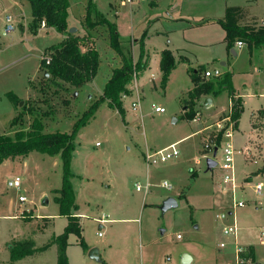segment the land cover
<instances>
[{
    "label": "rangeland",
    "instance_id": "obj_1",
    "mask_svg": "<svg viewBox=\"0 0 264 264\" xmlns=\"http://www.w3.org/2000/svg\"><path fill=\"white\" fill-rule=\"evenodd\" d=\"M18 1L22 6L16 7ZM93 1L104 17L116 26L114 22L120 23L127 34L132 30L136 13L134 36L138 42L131 50L132 39L121 34L125 37L120 39L121 52L113 49L109 28L100 24L91 28L87 23L89 0H69V31L76 29L73 34L83 37L89 47L96 48L101 59L94 81L76 91L65 83L57 88L46 82L44 70H40L50 49L63 42V35L46 24L47 29H41L44 22L36 26L33 22L38 32L29 27L27 22L31 24L34 18L28 0H0V136L14 138L20 130L31 131L33 117L30 115L25 117L23 126H12L25 104L41 109L47 116L43 118L44 132L71 133L75 124L104 95L106 84L114 70L123 67L124 58L134 62L142 59L147 65L145 71L139 72L136 80L128 84L127 97L122 95L123 114L110 108L109 101L102 103L77 133L69 170L76 205L72 213L74 217H78L76 213L84 215L79 216L81 219L78 217L84 244L76 233L68 235L70 263L182 264L187 254L192 258L189 264H237L238 247H250L255 262L247 264H264V244L260 239L264 231V187L261 194L256 193V185H264V155L259 152L264 134L260 135L262 142L257 141L251 124L252 116L264 108V96H261L264 94V46L236 47L237 57L226 48L222 61L208 64L212 70L219 69L222 76L205 78L215 81L216 93L201 102L197 108L200 118L195 121L197 102L195 100L194 105L189 98L192 82L187 64L182 62L162 86L163 73L158 59L164 52L161 49L164 45L161 33H165L162 29H166L163 20L149 21L145 14L151 8L143 0ZM229 1L230 6L239 5L258 23L264 18V0ZM221 5L222 0H216L210 7L193 9L211 14ZM22 13L26 20L20 16ZM9 14L14 17L15 31L5 35V20ZM92 21H99L95 14ZM137 80L143 93L137 87ZM221 81L225 84L220 89ZM152 84L155 87L149 88ZM42 89L46 93H41ZM10 94L23 100L19 107H15ZM136 94L142 102L141 110L135 112L132 103ZM232 94L245 98L238 128L230 114ZM207 99L213 101L210 107L205 104ZM160 104L166 109L163 114L153 109ZM190 113H194L193 119L188 118ZM229 114L235 125L234 160L241 186L238 201L245 204L234 212L239 228L238 242L234 236L224 234L225 228L234 222V217L229 215L233 201L231 194L219 190V182L226 174L222 165L228 141L222 140L217 156L205 149L208 138L218 134L216 122ZM204 124L215 126L210 134L209 131L195 134ZM259 131L264 132V122L259 123ZM175 143L180 151L177 159L148 168L147 148L158 151ZM26 158V163L17 158L0 165V264H57V249L51 242L54 236L62 235L69 224V219L60 215L56 201L65 176L62 155L34 151ZM211 159L217 163L212 170L208 166ZM16 176H20L23 183L8 188V182ZM165 182L172 188H165ZM147 183L150 185L148 194L136 190L138 184L144 187ZM44 195H48L50 201L46 208L41 207ZM21 197L26 201L21 202ZM170 198L175 199L178 206L164 212L162 207ZM218 215L228 216L219 219ZM51 219L54 220L52 228ZM102 219L108 222L102 223ZM27 239L35 241L34 254L13 260L11 252L15 243ZM47 245L50 246L43 251ZM93 249L99 252L98 260L90 257Z\"/></svg>",
    "mask_w": 264,
    "mask_h": 264
},
{
    "label": "trees",
    "instance_id": "obj_2",
    "mask_svg": "<svg viewBox=\"0 0 264 264\" xmlns=\"http://www.w3.org/2000/svg\"><path fill=\"white\" fill-rule=\"evenodd\" d=\"M31 4L34 18V25L38 22H44L48 28H54L58 33L67 35V38L53 46L50 49V55L41 62V70L44 73V80L52 83L55 87H63L64 83L68 84L76 91L83 90L88 84L94 81L100 69L101 59L99 51L94 47H89L84 42V38L73 34L69 31L68 27V8L69 0H28ZM87 23L91 28L97 24L105 25L109 28L112 48L120 51V39L118 28L115 24L111 23L103 14H101L95 2L89 0L87 5ZM242 10L239 8H229L226 17L220 21L223 29L226 31V41L229 49H233L236 42L241 41L248 45L251 49L261 48L264 46V26L254 28L250 26L240 25V15ZM96 15L99 19L98 22L92 21V15ZM90 44V43H89ZM92 45V44H90ZM47 59L49 64L47 63ZM147 65L142 59L134 62L131 58H124V65L122 68L116 69L109 82L105 86L104 95L95 102L90 112L86 113L83 117L87 116L85 120H80L75 124L74 130L71 133H46L44 132L43 118L47 117L42 110L25 104L22 111L14 118L12 122L13 127L23 126L25 117L30 115L33 117L31 124V131L26 132L24 129L20 130L16 136L10 137L7 135L0 136V165L7 160L21 159L27 157L34 151L46 153L49 155H56L61 153L64 167L65 176L62 189L58 191L59 197L56 198L57 203L60 205L61 216L69 219V224L65 232L54 237L51 245L57 248V264H70L67 256L68 235L76 233L82 244L83 238L81 235V227L78 222V217L73 216V210L76 209L75 194L71 183L72 174L70 173V163L72 160L73 152L75 150V139L78 131L88 124L89 118L91 119L95 114L97 107L108 102V106L112 109L118 110L123 114V94H128L127 86L130 84L135 75L138 77L139 72L145 71ZM163 73L162 86L168 80L171 73L177 68V62L171 51H164L162 53V60L160 64ZM192 74L195 88L190 92L189 98L192 103L196 105L195 100H198L203 95H211L216 93L215 81L201 80L199 73L189 68ZM48 73L49 78L46 79L45 74ZM225 84V81L218 83L220 89ZM41 93H46L41 90ZM15 107H19L23 102L14 94H10ZM243 111V102L240 98H235L232 94V119L235 120L238 128L239 119ZM192 112V111H191ZM194 113L188 114L189 119H193ZM222 134L218 135L220 140ZM264 172V169L262 170ZM50 245L45 246L42 250L45 251ZM35 241L27 239L15 243L14 250L11 252L13 260H22L25 257L34 254ZM241 264L247 262H255V255L252 248H243L238 255Z\"/></svg>",
    "mask_w": 264,
    "mask_h": 264
},
{
    "label": "crops",
    "instance_id": "obj_3",
    "mask_svg": "<svg viewBox=\"0 0 264 264\" xmlns=\"http://www.w3.org/2000/svg\"><path fill=\"white\" fill-rule=\"evenodd\" d=\"M143 1L147 2V5L151 8L150 11H148L145 14V17H148L149 21H152V22L163 20L162 22H164V28L166 27V29H162L165 33H161V35L164 36L163 37L164 40L161 41V44L163 43L164 45L161 47V49H162V51H171L176 62H177V68L172 72V74L177 69L180 68L179 65L182 62L187 64V73L190 75V79L192 82V87L188 91L189 94L195 88V83L193 82L192 74L189 71V68L193 69L196 73H199V70H200L202 72V73H199L200 79L206 81V79H210V78L205 77V72L208 70L212 71V69L208 67L209 66L208 64H211L215 60L222 61L226 55L225 51H226V48H228L227 47L228 46L227 41H226V35L227 34H226V31L223 29L220 21H223L225 19L227 10L229 8H239L242 10L241 15H240V25L250 26V27H254V28H260V27L264 26V18H261V20L258 23V21L255 20L253 17H251L250 15H247L245 13L244 9H242L239 5L236 4V5L230 6L229 0H222L221 8H219V10L216 13L211 12V14H210V11H207V12L195 11L193 8H195V6H203L206 8L210 7L213 4H215L216 0H143ZM247 1L249 3H251V1L256 2V0H247ZM18 4L20 6H22L21 3L18 1L15 3L16 7L18 6ZM20 16L23 18V20H26V18H25L26 16L24 15V13H22ZM115 16H116V18L118 17L117 11H116ZM134 16H133L134 20L132 23V30L129 32V34H127L123 30L120 23L114 22L117 24L118 31L120 30L119 31L120 36H121V34L129 35V39H132V40H130L133 43L131 50L136 47V43L138 42L137 38H135V36H134L136 33V30H137L136 24H135L136 23V21H135L136 13H134ZM255 18H258V17H255ZM13 20H14V17H13ZM162 22L161 23L159 22V23L162 24ZM27 23H28L29 27H32L33 29H35L36 32H38V26H37V28L35 26H33V21L31 24H30V21H28ZM26 26H27V24H26ZM26 26H25V28H26ZM21 27L24 29L23 25H21ZM40 28L41 29H47V27L43 26V25H41ZM52 29H54V28H52ZM4 34H5V32H4ZM216 34H218V38H216ZM5 35H7V34H5ZM122 37H124V36H121V38ZM170 37H171V39L169 40L168 38H170ZM63 38L65 40V38H66L65 35H63ZM127 39H125V40L127 41ZM217 41H219V42L217 43ZM237 43L238 42H236L234 45V48L230 50L231 54L235 57H237V52H236L235 48L236 47L240 48ZM245 45L246 44H244L243 47H245ZM216 47H217L218 51L216 50ZM158 60H159V64H161L162 55H161L160 59H158ZM222 65L224 66L225 64L222 63ZM196 67H200V69L196 70L195 69ZM40 70H41V68H40ZM152 78H155V76L152 75ZM137 87L139 90L141 89V88H139L140 87L139 80H137ZM152 87L154 88L155 84H152L149 88H152ZM140 91L143 93L142 89ZM141 92H139V94ZM139 94H136V95H139ZM136 95L134 96V101L136 99ZM234 95H235V98H239L238 95H236V94H234ZM261 96H264V94H262ZM209 97H210V95H203L199 99V101L196 100V102H197L196 110H198L197 108H199V105L201 104V102L205 98H209ZM240 99H242V102L244 103L245 98H240ZM212 103H213V101H211L210 104L209 103H205V104L208 105V107H210V105ZM159 106H161V104ZM229 107H230V111L232 112V98L230 100ZM186 110H189V108L186 107ZM198 112H199V110L197 111V119H195V121L199 120V118H200V114ZM231 112H230V114H231ZM230 114L228 116L222 118L219 122H216V127L219 123H222L223 120L229 118ZM261 117H264V108L261 109L257 115H253L252 119H251L253 131L257 134V141L260 139V135L262 136L264 134V132L259 131V123L264 122V118L262 119ZM239 123H240V121H239ZM203 126H204V128L197 131L195 134L200 133V132H208V131L210 134L211 130L213 129V127L215 125H209L208 126V124L207 125L204 124ZM238 126H239V124H238ZM260 141L262 142L261 139H260ZM256 142H254V143H256ZM256 144L259 146L258 143H256ZM147 149H150V148H147ZM259 152L261 153L260 155H264L263 154L264 153V144L259 147ZM26 159L27 158L25 157V158H21L20 160L25 162ZM251 160H253V159H251ZM150 167L151 166H149L148 168H150ZM16 177H18V176H16ZM236 181H237L238 187H241L238 183L237 176H236ZM10 189H13V188H10ZM228 189L229 190L227 192L230 194V188H228ZM219 190H220V192H223L222 180L219 182ZM228 193H226V194H228ZM47 196L48 195L43 196V198H42L43 204L41 207L46 208L49 206L50 201H49V198H47ZM45 199H47V201H48L46 204H44ZM75 215L78 217L79 216L84 217L83 214L76 213ZM79 218L81 219V217H79ZM51 220H53V219H51ZM102 220L105 221L104 222L105 224L108 222L107 219H102ZM53 226H54V220H53V225L51 226V228ZM238 232H239V228H238ZM238 235H239V233H238ZM54 237H56V236H54ZM99 237H102V235L101 236L99 235ZM260 239H261V237H260ZM235 240L238 242V236H237V238H235ZM244 248H247V247H244ZM69 263H70V261H69Z\"/></svg>",
    "mask_w": 264,
    "mask_h": 264
},
{
    "label": "built area",
    "instance_id": "obj_4",
    "mask_svg": "<svg viewBox=\"0 0 264 264\" xmlns=\"http://www.w3.org/2000/svg\"><path fill=\"white\" fill-rule=\"evenodd\" d=\"M5 34H11L12 32L15 31V25H14V20L11 15L6 16L5 20ZM43 26H45V23H43ZM238 46L242 48L244 46V43L239 41ZM47 63L49 64V61L47 59ZM222 76V73L219 69H214V70H208L205 72V77L206 78H220ZM136 75H135V80H136ZM124 97H127L126 95ZM141 98L139 95H136L135 101L132 103V109L134 111H140L141 109ZM153 109L156 113H165L166 109L164 107L160 106H153ZM217 136L214 138H208L206 144H205V149L208 151H212L215 153V150L220 149L221 142L224 138L227 139V144L225 145L224 148V158H223V165L222 169L226 172V174L222 178V189L224 193H228L227 191L230 188V194L232 197L233 201V206L231 208V212H229L230 216L234 217V222L232 225L228 226L224 230V234L226 236L232 235L235 238L238 236V227L236 223V217L234 215V212L237 208L244 207L245 204L242 201H238V191L241 189V187H238L237 181H236V169H235V148L233 145V139H234V132H235V125L233 121L230 118H227L223 120L222 123H219L217 125ZM222 134L220 140L218 139V135ZM180 156V151L178 150V143L172 144L164 149L158 150V151H153L151 149H147L145 153V160L148 166H156L160 163H167L171 160L177 159ZM217 156V154H216ZM23 183V180L20 177H16L13 180L8 182V187L9 188H16L19 187ZM164 187L167 189L172 188V186L165 182ZM264 185L262 183H259L256 185V193L261 194L263 190ZM136 190L138 192L144 191L145 194H148L150 192V185L147 184L146 186H142L141 184H138L136 186ZM229 194V193H228ZM21 202H25L26 198L21 197L20 198ZM228 215H221L217 216L219 219H226ZM102 223L105 221L102 220ZM100 236L102 235L101 233L99 234ZM180 239L181 237L178 236ZM261 242L264 244V231L261 233ZM225 245L222 244L221 247L223 248ZM242 251V248L238 247V255ZM167 261L170 262L172 259L169 257L167 258ZM237 264H241L240 259L238 260Z\"/></svg>",
    "mask_w": 264,
    "mask_h": 264
},
{
    "label": "water",
    "instance_id": "obj_5",
    "mask_svg": "<svg viewBox=\"0 0 264 264\" xmlns=\"http://www.w3.org/2000/svg\"><path fill=\"white\" fill-rule=\"evenodd\" d=\"M75 30L76 29L73 28V29H71L70 32L74 33ZM45 77L46 78L49 77L48 73L45 74ZM210 102H211V100H208V99L206 100V103H210ZM216 154H217V150H215L214 155L216 156ZM208 166H209V169L212 170V169H214L217 166V163L214 160L211 159L208 162ZM47 202H48L47 199H45L44 204H46ZM177 206H178L177 201L175 199H173V198H170L167 201H165V203H164V205L162 207V210L164 212H166L169 209H171L173 207H177ZM98 254H99V252H98L97 249H93V250L90 251V257L92 259H97L98 260L99 259ZM191 260H192V258L189 255L184 254L183 259H182V264H189L191 262Z\"/></svg>",
    "mask_w": 264,
    "mask_h": 264
}]
</instances>
